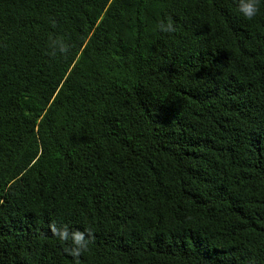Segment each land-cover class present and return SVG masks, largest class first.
I'll return each mask as SVG.
<instances>
[{
	"label": "trees",
	"instance_id": "1",
	"mask_svg": "<svg viewBox=\"0 0 264 264\" xmlns=\"http://www.w3.org/2000/svg\"><path fill=\"white\" fill-rule=\"evenodd\" d=\"M0 264H264V0H0Z\"/></svg>",
	"mask_w": 264,
	"mask_h": 264
},
{
	"label": "clouds",
	"instance_id": "2",
	"mask_svg": "<svg viewBox=\"0 0 264 264\" xmlns=\"http://www.w3.org/2000/svg\"><path fill=\"white\" fill-rule=\"evenodd\" d=\"M241 11L244 13V15H245L246 17L251 18V16H253L254 13H255V6H254V4L251 3V2H245V3L242 5V7H241ZM168 30H169V31L172 30V26H171V24H169V26H168ZM81 240H82V236H81V235H77V237H76V241H77V243H80Z\"/></svg>",
	"mask_w": 264,
	"mask_h": 264
}]
</instances>
